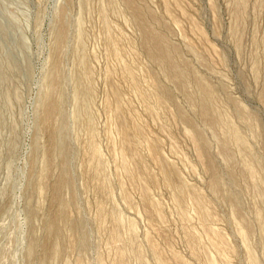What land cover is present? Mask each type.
I'll return each instance as SVG.
<instances>
[{"label":"rangeland","instance_id":"obj_1","mask_svg":"<svg viewBox=\"0 0 264 264\" xmlns=\"http://www.w3.org/2000/svg\"><path fill=\"white\" fill-rule=\"evenodd\" d=\"M254 262L264 0H0V264Z\"/></svg>","mask_w":264,"mask_h":264},{"label":"bare ground","instance_id":"obj_2","mask_svg":"<svg viewBox=\"0 0 264 264\" xmlns=\"http://www.w3.org/2000/svg\"><path fill=\"white\" fill-rule=\"evenodd\" d=\"M204 90H207V89H204ZM44 112H45V115H44L43 123L47 125L48 121L51 119L53 113L55 112L54 105L51 102H49V101L46 102L45 105H44ZM55 225H56L55 223H53L51 225V229H52L51 231L53 232V235H57V232H58V229H57V227ZM253 264H256V263L254 262Z\"/></svg>","mask_w":264,"mask_h":264}]
</instances>
